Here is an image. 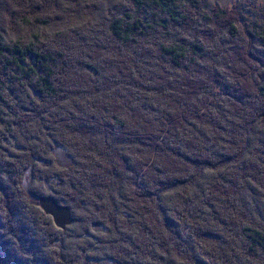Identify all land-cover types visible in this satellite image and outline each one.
Wrapping results in <instances>:
<instances>
[{
  "label": "trees",
  "instance_id": "trees-1",
  "mask_svg": "<svg viewBox=\"0 0 264 264\" xmlns=\"http://www.w3.org/2000/svg\"><path fill=\"white\" fill-rule=\"evenodd\" d=\"M204 1L121 0L96 26L79 14L97 1L0 0V264H75L69 230L102 263L264 264V31L238 64L250 9ZM43 194L85 225L56 227Z\"/></svg>",
  "mask_w": 264,
  "mask_h": 264
},
{
  "label": "rangeland",
  "instance_id": "rangeland-1",
  "mask_svg": "<svg viewBox=\"0 0 264 264\" xmlns=\"http://www.w3.org/2000/svg\"><path fill=\"white\" fill-rule=\"evenodd\" d=\"M94 1L99 2V4H95L98 9L97 8H95V9L93 8L92 10L88 9V10H85L84 12L81 11V14H79V17L83 18L85 23H89L90 20H93V18H95L96 22H94V23H96V26L97 25L102 26L105 17H107L109 15V13H114L113 11H116V10L119 11V10L122 9L121 0H93V2ZM54 3H56V2H53V4ZM214 4H217V5H214ZM224 5H227L229 7V9H233L235 14H237V11L238 12H240L241 10L244 11V8H246V7L250 9V11H247V10L244 11L245 17L238 16V21H239L238 24L242 27V29H241L242 32L241 33L244 36L245 40L242 41V40H240V38H233V37H231V38L229 37L227 39V47L230 50V52L232 53L233 57L236 58L238 64H244L247 61L252 59V54L250 55V53H251V48L254 45L251 44V42H248L249 39H251L252 41H256L257 40L256 38H255V40L252 38V35L249 32L248 27L251 28L255 24L258 27L260 26V29L262 31H264V13H263L264 12V0H205L204 1V6L207 9L211 8L212 6L213 7H215V6L224 7ZM242 5L245 6V7L242 8ZM54 7H56V6L55 5H50V9L51 10ZM115 7H117V8H115ZM99 9H102V10L99 11ZM254 12H256V13H254ZM257 12H262L263 15L259 16L257 14ZM238 15H239V13H238ZM72 20H73V22H76L77 18L73 17ZM62 21H63V19H62ZM62 21H60V22H62ZM94 23H93V26H95ZM7 27H8V35L7 36L12 37V38L15 39L16 35H22L23 36V43H25L29 39H32V34H34V33L37 34V32H35L34 30H33L34 32H27L28 30H26V29L23 30V27L20 26V25H18L16 27V30H20V31L19 32H15L16 31L15 28H14L15 27V23H10L9 22ZM90 27H91V25L89 26V24H86L85 26L84 25L81 26L80 30L84 29V30L87 31V30H89ZM29 29H30V27H29ZM243 30L245 32H243ZM23 31H26V32H23ZM10 32L12 33V35L10 34ZM101 34L105 37V46H111L113 48V46L120 45V43L113 41L112 38L110 36L108 37V35H106L105 33H101ZM78 37H80L81 40H82L83 35L81 34V32L78 33ZM259 40L257 41V45L260 48L261 52L264 53V37H260ZM211 42L214 43L211 40V38H210L208 46L211 44ZM261 44H263V45H261ZM122 48L125 49L124 47H122ZM245 49H246V51L244 52ZM211 50H213V49H211ZM257 53H258V50H257ZM263 55H260V56H263ZM219 58H220L219 56L214 57V60L209 58V63H216L218 65ZM249 62H251V61H249ZM257 65L254 67L253 73H252L251 76L248 77L247 81L252 80L253 78L257 79L259 73L263 71V69H260V71H257ZM231 78H236V76L235 75L227 76L224 79V82L228 83L229 79H231ZM224 95H226V94H222L221 96H224ZM262 131L264 132V127L262 128ZM259 142H261V141H259ZM55 152L57 153L56 155L58 156V158L61 161L64 162L63 164H66L69 161V157L65 153V151H64V149L62 147H57ZM2 176L4 177V175H2ZM180 188L181 187L173 186L170 190L171 191H174V190L178 191ZM7 192H9L8 193L9 199H11V197H12L14 199H11V200H15V201L19 200V195H17L16 192H15V194H13L11 188H8ZM161 193H162V199L165 200V201H166V198H168V196H171V195L167 194L165 191H162ZM170 194H172V193H170ZM43 195L52 196L54 198L55 203L57 204V198L53 194H43ZM31 199L37 200V202L39 201V198H37V197H36V199H34V198H31ZM103 201H105V199H103ZM158 201H160V200H158ZM39 206H40V203H39ZM66 207H68V211H69V215L68 216H70L71 218H70L69 222L64 224L63 227L62 226H57V225L54 224L56 227H58L60 229L65 228L66 226L70 227V225L72 223V216H71V212L70 211L74 210L73 206L70 205V207H69L68 205H66ZM77 210H78L77 207H75L74 219H75V217L77 219H79L81 224L83 223V226H84L85 225L84 222H86V216H83V215H86L87 213L84 214L82 211H79V213H77L76 212ZM44 213L46 214V216L48 218L52 217L51 214H49L47 212H44ZM52 222H53V220H52ZM103 226L104 225H103L102 222H98V225L95 227V229L93 231L98 232V233H102L101 230H102ZM34 230L35 229H33V227H32V231L33 232L37 231V233H39L40 242H41L42 241V237H43L42 231H40L39 229L35 230V231ZM114 230H115V232H114ZM67 233L68 234H67L66 237H67V239L68 238L70 239V243H68V242L67 243L71 246V248L69 250L65 249L66 250L65 255L60 254L63 258L65 256H68L71 259V257H72V262L75 263V264H112L113 262L116 261V260L105 259L104 263H102L100 260L96 259V257L90 256L89 252H88V250L86 248L81 249V247L79 245H77L76 239L72 238L73 234H74L72 231L69 230V231H67ZM116 233H117L116 228L113 229L110 226V232L109 233L107 232V234L111 236L113 234L116 235ZM186 236H188V235H186ZM64 240H65V238H64ZM100 242H101V239L98 240V244ZM55 245L57 246L56 249H59V250L61 249L58 242H56ZM105 245L108 246V243L104 240L103 247ZM98 248H99V246H98ZM42 250L43 251L45 250L44 247H42ZM41 256H44L46 259H48L50 262H52V258L49 255V253H48V255H46V254L43 255L42 254Z\"/></svg>",
  "mask_w": 264,
  "mask_h": 264
},
{
  "label": "water",
  "instance_id": "water-1",
  "mask_svg": "<svg viewBox=\"0 0 264 264\" xmlns=\"http://www.w3.org/2000/svg\"><path fill=\"white\" fill-rule=\"evenodd\" d=\"M39 203L44 212L52 215L53 222L57 226H64L65 223L69 222L70 216L68 207L66 205L57 204L54 198L50 195H42L39 197Z\"/></svg>",
  "mask_w": 264,
  "mask_h": 264
}]
</instances>
